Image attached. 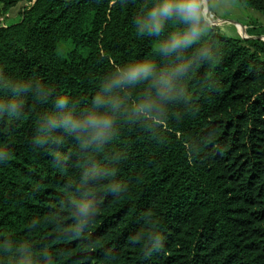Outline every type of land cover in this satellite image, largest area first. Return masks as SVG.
I'll return each mask as SVG.
<instances>
[{
    "label": "trees",
    "instance_id": "16d2710c",
    "mask_svg": "<svg viewBox=\"0 0 264 264\" xmlns=\"http://www.w3.org/2000/svg\"><path fill=\"white\" fill-rule=\"evenodd\" d=\"M233 1L264 14V0ZM20 3L18 21L0 24V94L41 84L81 108L126 63L186 71L167 100L151 79L115 90L114 135L86 151L62 133L35 145L51 103L23 94L24 118L0 120L13 153L0 163V264H18L25 246L37 264L47 251L57 264H264V26L241 32L209 12L198 41L164 56L157 45L179 26L139 34L149 0H0V17ZM141 100L155 109L138 115ZM86 169L99 175L83 184ZM79 191L95 210L84 227Z\"/></svg>",
    "mask_w": 264,
    "mask_h": 264
},
{
    "label": "clouds",
    "instance_id": "9594fccd",
    "mask_svg": "<svg viewBox=\"0 0 264 264\" xmlns=\"http://www.w3.org/2000/svg\"><path fill=\"white\" fill-rule=\"evenodd\" d=\"M203 16V0H149V4L135 17V28L141 35L159 36L170 24L179 26L157 45L161 55L173 56L201 38L204 30ZM185 71V65H177L171 70L158 69L153 61L147 59L126 63L101 85L102 90L91 98L87 107L81 108L76 107V102L68 94L53 95L54 89L51 87L29 82L9 83L6 86L12 94H0V120H22L25 109L22 97L31 91L42 102L51 103V108L43 110L35 121V145L44 146L56 142L59 140L56 134L62 133L77 142L81 151L100 148L112 139L116 114L122 107V99L113 94L115 90L151 79L156 95L161 100H167L173 79L182 76ZM155 107V104L141 100L135 111L140 115L152 112ZM12 155L7 145L0 144V163L8 161ZM56 163L63 165L62 154H57ZM92 167L95 168L94 163ZM98 175L99 171L93 174L91 169H86L82 183L87 184ZM73 207L80 227L87 225L95 215L94 207L84 191H79ZM30 252V247L22 248L18 253V264H37ZM41 261L42 264H57L56 256L51 251L43 252Z\"/></svg>",
    "mask_w": 264,
    "mask_h": 264
},
{
    "label": "rangeland",
    "instance_id": "374dc122",
    "mask_svg": "<svg viewBox=\"0 0 264 264\" xmlns=\"http://www.w3.org/2000/svg\"><path fill=\"white\" fill-rule=\"evenodd\" d=\"M220 3L225 2L224 4V8H222L221 11L217 12L218 14L221 15V17H219L220 22L224 21L223 19H233V20H242L240 18L242 13H247L249 14V10H245V8H241L239 6H233L232 4L230 5L228 2L226 1H221L218 0ZM210 4H213L215 2V0H209ZM28 6L27 3H20L18 6H16L15 8L11 9L8 13V18L6 21H4V19H2L0 17V24H4L6 22V24H12L18 21V17H19V12L22 10L23 7ZM203 6H204V15L206 17L207 22H215L213 20H211L210 17V5L208 3V0H203ZM233 9H230L232 8ZM213 8V7H212ZM255 13V12H252ZM257 13V12H256ZM256 15V14H255ZM254 15V16H255ZM240 22V21H238ZM238 29L242 32V27L240 25H238Z\"/></svg>",
    "mask_w": 264,
    "mask_h": 264
},
{
    "label": "crops",
    "instance_id": "0c3cea01",
    "mask_svg": "<svg viewBox=\"0 0 264 264\" xmlns=\"http://www.w3.org/2000/svg\"><path fill=\"white\" fill-rule=\"evenodd\" d=\"M221 1H226L230 5L232 4L233 6H239L241 8L242 7L245 8V10H249V14H248V12L245 14L244 13L239 14V15H241L240 18L242 20L223 19L224 21H227V22L233 24L236 28L239 27L238 25H240L241 27H243V26L247 27L248 24L250 23V21H255L256 23L264 26V14L257 12L255 10H252V9H248V8L244 7L243 5L238 4L237 2H235L233 0H221ZM208 3L210 5V9H211L210 12H212L217 17H221V15L218 14L217 12L221 11L222 8H224L225 2L220 3L218 0H215V2L213 4H210V2L208 0ZM230 9H233V7ZM252 12H255V13H252ZM238 21H240V22H238Z\"/></svg>",
    "mask_w": 264,
    "mask_h": 264
},
{
    "label": "water",
    "instance_id": "95a60500",
    "mask_svg": "<svg viewBox=\"0 0 264 264\" xmlns=\"http://www.w3.org/2000/svg\"><path fill=\"white\" fill-rule=\"evenodd\" d=\"M258 38H260V37H258ZM263 39H264V37H263Z\"/></svg>",
    "mask_w": 264,
    "mask_h": 264
}]
</instances>
